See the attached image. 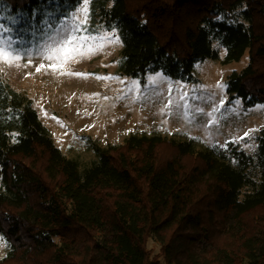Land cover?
<instances>
[{"label": "trees", "instance_id": "16d2710c", "mask_svg": "<svg viewBox=\"0 0 264 264\" xmlns=\"http://www.w3.org/2000/svg\"><path fill=\"white\" fill-rule=\"evenodd\" d=\"M79 4L0 0V14L44 37ZM90 16L120 36L125 75L191 81L197 61L219 57L215 44L225 61L248 52L227 92L264 103V0H91ZM89 141L88 164L67 155L0 75V264H264V129L252 151L161 133Z\"/></svg>", "mask_w": 264, "mask_h": 264}, {"label": "rangeland", "instance_id": "374dc122", "mask_svg": "<svg viewBox=\"0 0 264 264\" xmlns=\"http://www.w3.org/2000/svg\"><path fill=\"white\" fill-rule=\"evenodd\" d=\"M90 2L86 25L78 27L76 15H83L80 3L55 27H49L44 37L46 30L35 34L19 22L10 25L0 14V41L10 37L12 49L21 57L14 64L0 58V75L32 98L39 117L67 155L88 164L96 156L89 140L117 145L131 133L192 139L196 148L233 140L252 151L257 134L264 129V103L245 107L241 98L227 92L228 75L247 64L248 52L240 60L225 61L226 49L215 44L219 57L197 61L191 81L162 71L148 72L144 78L121 74V38L115 30L92 25ZM70 29L81 38L96 39L78 50L73 45L57 49V42ZM93 45L95 50L89 51ZM149 246L153 253L159 252L154 241ZM7 251L0 233V259ZM160 264H167L162 257Z\"/></svg>", "mask_w": 264, "mask_h": 264}, {"label": "snow or ice", "instance_id": "6c2138e0", "mask_svg": "<svg viewBox=\"0 0 264 264\" xmlns=\"http://www.w3.org/2000/svg\"><path fill=\"white\" fill-rule=\"evenodd\" d=\"M78 3H81L79 13L83 14L82 18L80 17V15H76V19L79 20L78 27H80L87 24V19L89 15V0H78ZM4 31H10V29H4ZM75 31V29L68 30L69 34L57 42L56 48L62 49L67 45H73L78 50L81 46H86V42L96 39V37L93 36H85L81 38L80 36H77L75 34ZM12 43L13 41L10 37L4 41H0V58H3L5 62L9 64H14L17 60L21 58L18 51L12 49ZM93 50H95V45H93L92 48L89 49V51ZM75 54L80 53L77 51ZM48 58L52 59L51 56H49ZM43 67L44 65H41L39 68H37V71H40ZM50 67L55 68L56 66L50 65ZM245 135H248V133H246Z\"/></svg>", "mask_w": 264, "mask_h": 264}]
</instances>
